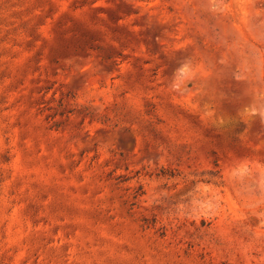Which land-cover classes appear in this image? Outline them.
Wrapping results in <instances>:
<instances>
[{
    "label": "rangeland",
    "instance_id": "rangeland-1",
    "mask_svg": "<svg viewBox=\"0 0 264 264\" xmlns=\"http://www.w3.org/2000/svg\"><path fill=\"white\" fill-rule=\"evenodd\" d=\"M0 264H264V0H0Z\"/></svg>",
    "mask_w": 264,
    "mask_h": 264
}]
</instances>
